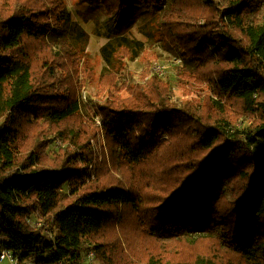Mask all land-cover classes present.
I'll return each mask as SVG.
<instances>
[{
	"label": "trees",
	"instance_id": "1",
	"mask_svg": "<svg viewBox=\"0 0 264 264\" xmlns=\"http://www.w3.org/2000/svg\"><path fill=\"white\" fill-rule=\"evenodd\" d=\"M99 1L120 23L132 0ZM256 1L199 0L194 11L196 0H173V10L156 24L166 48L185 61L186 83L210 85L225 104L239 107L236 118H251L242 132L203 110L173 107L156 76L119 85L125 60L139 57L142 43L102 47L109 70L101 77L107 91L100 100H106L96 106L101 129L125 164L154 166L149 182L131 187L88 185L90 174L80 165L91 162L75 153L62 165L38 166L45 125H61L81 111L73 79L89 58L80 43L88 33L72 22L65 0L15 1L0 16V255L12 252L20 263L83 264L93 251L99 264H134L106 239L109 230L130 225L161 245L216 236L246 264H264V22L251 15ZM39 45L59 51L62 63L42 58ZM23 150L29 154L21 156ZM166 151L176 158L160 165ZM222 176L227 190L239 192L234 202L217 185ZM204 261L199 256L196 264Z\"/></svg>",
	"mask_w": 264,
	"mask_h": 264
},
{
	"label": "rangeland",
	"instance_id": "2",
	"mask_svg": "<svg viewBox=\"0 0 264 264\" xmlns=\"http://www.w3.org/2000/svg\"><path fill=\"white\" fill-rule=\"evenodd\" d=\"M15 1L19 0H0V16L6 15L11 7H14ZM36 1L40 2V0ZM172 2L173 0H164L162 6L149 8L138 0H132L122 21L116 23L110 17L114 10L99 0H65L72 22L78 24L88 33L87 40L82 38L80 43L86 44L85 50L89 58L82 60L79 65V78L75 75L73 79V85L79 88L81 111L76 117L61 125L52 127L45 125L49 129V133L44 138L42 148L35 152L39 156V167L62 165L68 153H75L82 157L87 156L91 162L88 167L80 165V168H85V171L87 169V173L90 174V179L86 177L88 185L109 183L131 187L135 181L149 182V176L155 173L152 169L153 164L140 169L125 164L119 157L115 145L109 141L101 129V118L96 116L97 104L106 100V97L104 100H100V94L104 95L107 91L106 78L104 80L101 78L109 70V65L101 52L102 47L107 43H112L114 47L122 43L135 45L140 42L143 44L139 57L125 60L124 68L117 76L120 79L118 80L119 85L123 83L145 84L153 76H156L167 86V102L173 107L203 110L204 113L213 117L230 121L231 126L241 132L252 125L251 118L243 116L236 118L234 114L239 111V107L230 103L225 104L216 96L210 85L186 83L181 77L185 61L180 54L166 48L167 44L160 40L159 33L156 31V24L164 12L170 8L171 11L173 10L174 3L172 4ZM251 5V15L264 22V0H257ZM200 7L202 5L199 4V0H196L194 11ZM193 14L194 12H190L189 16L192 17ZM184 21L187 26L194 23ZM38 54L42 58L46 56L55 65L62 63L59 51L47 45H39ZM87 71L90 73V78H88ZM232 118H234L233 121ZM42 123L39 122L33 126L31 133L40 130L39 126ZM162 139L168 140L169 137L165 135ZM26 154L28 155L29 152L23 150L21 156L24 157ZM168 158L175 159L176 156L171 154V151H166L159 158V164H163ZM223 176L217 185L224 190L226 197L234 202L239 192L233 195L231 188L227 190V181ZM62 189L68 191L69 187L64 184ZM147 191L156 195L154 190ZM36 218L34 217L33 220L35 223L39 221ZM216 232L222 235L220 226L217 227ZM106 239L112 244L122 246L127 261L134 264H196L199 256L209 259V261L203 262L205 264H246L239 255L231 253L228 248L222 246L218 237H211V235L203 236L196 242L173 241L161 245L146 238L128 225L123 229L117 228L115 232L109 230L106 233ZM91 252L93 251H88L85 254L83 264H99L94 252V256H90ZM3 264L12 263L8 261Z\"/></svg>",
	"mask_w": 264,
	"mask_h": 264
},
{
	"label": "built area",
	"instance_id": "3",
	"mask_svg": "<svg viewBox=\"0 0 264 264\" xmlns=\"http://www.w3.org/2000/svg\"><path fill=\"white\" fill-rule=\"evenodd\" d=\"M30 222H32L31 220H29ZM40 223H37V226H40ZM90 256H94V253L91 252ZM6 261L11 262L12 264H35L33 262H24V263H20L15 256L13 255L12 252L9 251H3L2 254L0 255V264L5 263Z\"/></svg>",
	"mask_w": 264,
	"mask_h": 264
},
{
	"label": "crops",
	"instance_id": "4",
	"mask_svg": "<svg viewBox=\"0 0 264 264\" xmlns=\"http://www.w3.org/2000/svg\"><path fill=\"white\" fill-rule=\"evenodd\" d=\"M6 262H8V261H6ZM6 262H5V263H6Z\"/></svg>",
	"mask_w": 264,
	"mask_h": 264
}]
</instances>
